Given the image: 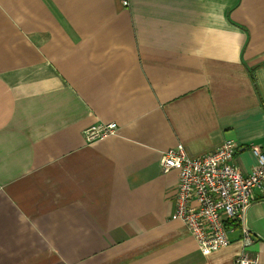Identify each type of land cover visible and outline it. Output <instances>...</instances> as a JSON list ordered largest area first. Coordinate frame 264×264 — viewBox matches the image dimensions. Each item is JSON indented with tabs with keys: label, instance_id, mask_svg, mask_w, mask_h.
Returning a JSON list of instances; mask_svg holds the SVG:
<instances>
[{
	"label": "crops",
	"instance_id": "obj_1",
	"mask_svg": "<svg viewBox=\"0 0 264 264\" xmlns=\"http://www.w3.org/2000/svg\"><path fill=\"white\" fill-rule=\"evenodd\" d=\"M254 77V79H253ZM117 133L87 141L94 123ZM264 152V0H0V264H264V191L203 253L165 151Z\"/></svg>",
	"mask_w": 264,
	"mask_h": 264
},
{
	"label": "built area",
	"instance_id": "obj_2",
	"mask_svg": "<svg viewBox=\"0 0 264 264\" xmlns=\"http://www.w3.org/2000/svg\"><path fill=\"white\" fill-rule=\"evenodd\" d=\"M116 122L94 123L84 134L89 142L117 133ZM239 144L224 140L216 148L194 156L183 144L165 151L161 158L164 173L177 171L175 218L182 221L203 253L230 245L229 233L236 226L243 232L245 248L254 238L245 225V214L255 200L256 191H264V152L252 148L257 162L249 172L236 163ZM237 264H260L258 255L243 250Z\"/></svg>",
	"mask_w": 264,
	"mask_h": 264
},
{
	"label": "trees",
	"instance_id": "obj_3",
	"mask_svg": "<svg viewBox=\"0 0 264 264\" xmlns=\"http://www.w3.org/2000/svg\"><path fill=\"white\" fill-rule=\"evenodd\" d=\"M253 79H254V77H253Z\"/></svg>",
	"mask_w": 264,
	"mask_h": 264
}]
</instances>
